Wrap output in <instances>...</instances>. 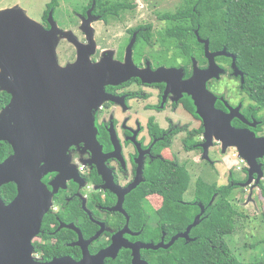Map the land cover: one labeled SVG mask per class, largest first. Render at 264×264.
I'll return each mask as SVG.
<instances>
[{"label":"flooded vegetation","instance_id":"obj_1","mask_svg":"<svg viewBox=\"0 0 264 264\" xmlns=\"http://www.w3.org/2000/svg\"><path fill=\"white\" fill-rule=\"evenodd\" d=\"M49 3L38 21L43 29L51 28L49 21L51 14L53 21L62 31L72 30V25L75 24L74 26L80 31L77 38L85 46L87 38L80 26L87 18H93L90 26L94 30L96 48L89 56V60L91 63L101 65H115V69L121 75L127 74L129 68L128 66L123 68V65L127 64L128 58L134 68L144 73L156 71L160 67L180 70V81L191 78L195 66L202 70L208 66L204 43L200 42L198 37L200 40L208 39L196 35V30L194 31L196 41L202 45L203 52L200 58H203L204 62H200L194 55H184L178 51L172 53V49L167 50L166 55H161L162 58H156L155 51L161 49L162 42L160 37L156 39L154 35L152 37L153 26L150 22L123 27L117 31L111 30L114 25L123 26L126 16L131 13L134 6L126 7L120 13H113L108 7L109 1L102 0L96 5V0H87V3L81 6L80 12H74L76 23H73L70 16L56 15L58 6L49 7ZM63 37L61 33L57 35L58 42L55 48L60 67L74 62L77 52L69 39ZM133 37H135L134 42L130 47ZM170 45L175 47L173 44ZM11 51L5 47L0 49V58H47L45 55L28 56L13 54ZM209 51L215 52L210 49ZM220 57H215V62L223 73L218 78H211L205 82V90L214 97V108L225 115L230 114V124L234 129L246 130L255 138L264 137V107L250 97L251 86L246 87V76L243 71L238 69L240 73L235 75L231 67V58L225 56L230 59L228 64L219 61L217 58ZM40 62L43 63V60H39ZM18 64L20 66L21 61H18ZM38 70H43V74L39 75ZM36 72V77L41 82V93L39 96L37 90L34 92L32 110L43 135L48 130V124L54 119L55 108H52L53 99L45 97L47 91L44 78L51 75L49 68L44 70L38 67ZM171 77L174 82L177 81V77ZM10 79L5 61L0 59V117L12 99ZM38 85L36 82V88ZM17 87L19 89V82ZM20 90L22 91V83ZM104 91L111 96V99L104 100L92 111L97 131L96 138L100 145L99 152L85 149L83 143L70 146L67 151L68 168L75 166V169L72 168L74 176L66 179L64 186L59 179H56L58 172L42 174L41 181L49 191L53 192L48 212L53 221L46 228L42 229L41 225L40 233L31 239L33 248L31 256L37 263H47L53 259L66 257L70 262L77 264L84 258V250H87L90 256H96L104 250L107 251V248L115 242L121 244L120 249L117 252L111 250L110 255L104 257L103 263L117 264L116 260L120 254L126 253L130 256L131 264L132 251L123 244L158 243L162 239L166 243L165 235H162L157 242L143 239L142 231L145 223L139 227L135 225L132 215L134 213L127 202L128 196L145 181V170L153 163L176 162L188 169L186 159L181 160L180 157L183 153L196 154L194 160L213 164L209 157L210 148L216 145L222 147L220 142L212 138V145L207 147L204 157L206 138L203 118L198 113V107L191 95L179 92L177 82L175 87L167 89L166 82H149L147 77L142 79L132 75L117 84L105 85ZM204 97L205 102L208 97L209 109L212 98L207 94ZM229 149H226V152ZM12 153L10 144L0 140V157L2 156L0 163ZM258 163L262 164L263 170L264 156L258 159ZM98 165L105 169L108 182L103 174L99 173ZM238 168L244 171V179L240 182L235 180L231 171L227 182L223 185L234 184L247 192L249 197L254 198L256 195L254 190L259 188L264 175L253 188L251 185L256 182V175L253 176L252 183L244 187L241 185L248 178L247 165L242 164V167L238 165ZM136 181L138 183L135 188L125 192ZM153 195H155L154 199L146 195L144 204L151 209L152 214L158 208V198H160L157 194ZM142 214L149 213L144 209ZM95 236L96 238L89 241ZM143 250L145 248L140 249L141 257ZM142 259L149 263L145 257Z\"/></svg>","mask_w":264,"mask_h":264},{"label":"water","instance_id":"obj_2","mask_svg":"<svg viewBox=\"0 0 264 264\" xmlns=\"http://www.w3.org/2000/svg\"><path fill=\"white\" fill-rule=\"evenodd\" d=\"M89 17L82 22L80 28L85 33L87 45H82L72 33H67L69 41L76 47V60L65 67L57 63L55 48L58 42L57 35L64 34L49 15L51 28L49 30L29 18L20 7H8L0 9V49L4 47L12 50L13 54L28 56L45 55L47 58H0L5 61L10 73V88L12 99L0 117V140L6 141L12 147L13 153L0 163V187L13 183L16 187V195L5 203L0 197V264H74L69 258L53 259L47 263L33 261L31 239L41 231L42 220L49 212L52 203L53 192L41 181L45 172H58L59 179L64 186L66 179L74 176L75 166L68 168L69 156L67 151L70 146L84 144L85 149L99 152L100 145L96 138V128L92 117V111L111 96L104 91L105 85L117 84L134 75L142 79L147 77L149 82H166L167 89L179 86V92L191 95L198 107V113L204 121V157L207 147L212 145V138L222 145V153L228 148H235L238 156L247 164V180L241 185H250L253 176L256 175V186L263 177L262 164L258 159L264 156V137L255 138L246 130L234 129L230 124V114L220 113L213 106L214 97L205 90V82L211 78H218L223 70L215 62V57L226 56L232 60L231 67L234 74H239L236 66V56L228 53L225 48L210 52L208 40H198L204 43V52L208 61L206 69L194 68L193 76L188 80L180 81V70L175 68L160 67L156 71L144 73L138 71L127 59V74L121 75L115 65L91 63L89 56L95 52L96 43L94 30ZM197 35V31H196ZM130 43V47L134 42ZM42 61L43 63L40 62ZM18 61H21L19 66ZM43 65V66H41ZM49 68L50 76L44 78L46 85L45 97L53 99L55 108L54 119L48 124V130L41 135V126L33 117V96L37 90L40 96L41 82L36 77V68ZM43 74V70H38ZM177 81H173V77ZM19 82V89L17 83ZM38 82V88L35 84ZM22 83V91L20 84ZM208 97L205 102L204 95ZM9 124V125H7ZM104 168L98 165L99 173L104 179L108 178ZM131 184L125 192L131 191L136 184ZM54 186L56 183L53 184ZM56 189L54 188V191ZM203 213L201 207L191 224L185 231L177 233L165 243L163 239L158 243L135 242L123 244L132 251L131 264H149L141 258L140 249L157 250L167 249L178 238L190 240V230L199 224ZM91 238L89 241L93 240ZM88 241V242H89ZM121 244L111 245L102 253L90 256L84 250V258L77 264H104L103 259L110 255L111 250L117 252Z\"/></svg>","mask_w":264,"mask_h":264},{"label":"trees","instance_id":"obj_3","mask_svg":"<svg viewBox=\"0 0 264 264\" xmlns=\"http://www.w3.org/2000/svg\"><path fill=\"white\" fill-rule=\"evenodd\" d=\"M101 1L96 0V5ZM106 1H109L108 7L113 13L131 7L124 0ZM49 7H57V0H51ZM158 17L166 22L160 31L162 46L172 42L178 52L194 55L204 62L200 58L203 52L202 45L196 41V30L201 38L209 40L210 50L225 48L235 55L236 66L246 76V87L251 86L250 97L264 107V0H181L175 11L164 12ZM217 59L230 63L225 56ZM144 176L145 181L127 198L128 206L134 213L135 225L139 227L145 223L143 239L157 242L165 235V240L169 242L172 236L185 231L203 208L199 224L189 232L190 240L178 238L167 249L143 250L142 257L150 264H264V249L260 257L244 262L224 240L225 236L234 232L236 221L246 218V213L233 202L234 191L242 188L234 184L218 185L198 177L193 197L186 201L183 196L189 189L191 176L183 164L159 161L150 165ZM259 192L264 205V178L259 183ZM151 194L159 195L161 202L154 212L156 225L144 237L147 233V214L142 212L145 196ZM15 195L13 183L0 187V197L5 203H9ZM51 221L53 218L47 213L42 229ZM259 222L264 234V212L260 214ZM260 244L264 246V237L260 239ZM116 262L130 264V256L122 253Z\"/></svg>","mask_w":264,"mask_h":264},{"label":"rangeland","instance_id":"obj_4","mask_svg":"<svg viewBox=\"0 0 264 264\" xmlns=\"http://www.w3.org/2000/svg\"><path fill=\"white\" fill-rule=\"evenodd\" d=\"M50 0H0V9L8 7H20L26 15L39 24V18L47 7ZM131 7L134 6L131 13H128L123 26H112V31H117L120 28H126L142 22H150L153 26L152 33L154 39L159 38L160 30L166 25L165 22L158 18V14L163 12H173L180 4L181 0H124ZM87 0H57L56 15L59 17L70 16L73 23H76L74 12H80L81 6L85 5ZM165 24V25H164ZM75 25V24H74ZM72 25V30L63 31V35L67 37V33H72L77 37L80 31L76 26ZM68 39V37H67ZM161 46V49L155 51L156 58H162L161 55H166V51L172 49V53H177L175 47L170 45ZM153 55V54H152ZM164 59L166 56L163 57ZM168 59V58H167ZM72 63V62H71ZM235 149L230 148L226 153H222V147L215 146L210 148L209 157L213 164L208 161L194 160L196 154H181V160L187 161V167L191 176V181L188 191L183 198L186 201L191 200L195 190V181L198 177H203L205 181L223 185L227 182L232 171V176L239 182L244 179V171L238 168L242 167L238 157H234ZM244 188V187H243ZM256 194L254 198L249 197L248 193L242 189H236L233 193V202L236 203L240 210H243L246 216L245 219H238L231 235L224 237V240L229 244L234 254L244 262H252L256 258L263 255L264 246L260 244V239L264 237L263 229L259 222V216L264 212V205L259 192V188L254 190ZM150 199H154L155 195H150ZM161 198H158V205ZM147 215V228L143 236H147L149 231H152L156 225V216L152 214L151 209L144 206Z\"/></svg>","mask_w":264,"mask_h":264},{"label":"built area","instance_id":"obj_5","mask_svg":"<svg viewBox=\"0 0 264 264\" xmlns=\"http://www.w3.org/2000/svg\"><path fill=\"white\" fill-rule=\"evenodd\" d=\"M234 157H238L240 163H241V164H245V166H246V162H245L240 156H238L237 153L234 154Z\"/></svg>","mask_w":264,"mask_h":264},{"label":"clouds","instance_id":"obj_6","mask_svg":"<svg viewBox=\"0 0 264 264\" xmlns=\"http://www.w3.org/2000/svg\"><path fill=\"white\" fill-rule=\"evenodd\" d=\"M237 153V152H236ZM237 155H238V153H237ZM243 159V158H242ZM244 160V159H243ZM245 161V160H244ZM246 162V161H245ZM247 165V164H246Z\"/></svg>","mask_w":264,"mask_h":264}]
</instances>
